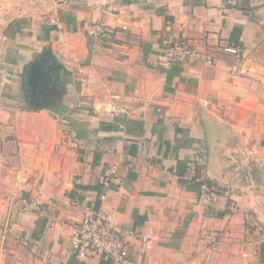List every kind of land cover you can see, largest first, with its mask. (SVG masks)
I'll use <instances>...</instances> for the list:
<instances>
[{"label": "crops", "instance_id": "obj_1", "mask_svg": "<svg viewBox=\"0 0 264 264\" xmlns=\"http://www.w3.org/2000/svg\"><path fill=\"white\" fill-rule=\"evenodd\" d=\"M0 38V264H110L67 250L92 214L144 264H264V0H0ZM177 41L198 59L165 65Z\"/></svg>", "mask_w": 264, "mask_h": 264}, {"label": "built area", "instance_id": "obj_2", "mask_svg": "<svg viewBox=\"0 0 264 264\" xmlns=\"http://www.w3.org/2000/svg\"><path fill=\"white\" fill-rule=\"evenodd\" d=\"M95 43H100L105 34V27L101 22L90 26L87 31ZM165 65L184 64L195 62L198 54L187 43L177 41L169 43L164 52ZM218 200L217 188L209 183H203L200 188L199 204L203 207H211ZM19 213L34 212L39 216H46L35 201L18 199ZM69 231L67 250L77 260L96 255L107 259L110 264H144L143 257L146 255L148 241L139 238L137 245L131 248L127 240L132 233H123L112 228L104 218L92 214L85 216L78 222L65 224Z\"/></svg>", "mask_w": 264, "mask_h": 264}, {"label": "flooded vegetation", "instance_id": "obj_3", "mask_svg": "<svg viewBox=\"0 0 264 264\" xmlns=\"http://www.w3.org/2000/svg\"><path fill=\"white\" fill-rule=\"evenodd\" d=\"M45 59L42 61V65H45L46 63ZM32 71L29 72V76L31 75ZM46 72L43 71V74H41L39 77H37L34 82L35 86H31L28 84L27 89H26V97L28 101L32 105H36L41 101L42 95H43V90H45L46 85L48 82H50V76L48 74H45ZM30 82V79H28Z\"/></svg>", "mask_w": 264, "mask_h": 264}, {"label": "rangeland", "instance_id": "obj_4", "mask_svg": "<svg viewBox=\"0 0 264 264\" xmlns=\"http://www.w3.org/2000/svg\"><path fill=\"white\" fill-rule=\"evenodd\" d=\"M0 44H2V39L0 38ZM191 264H240L237 261H232L229 258H225L224 256H216L212 254L209 256V258L202 260V261H196Z\"/></svg>", "mask_w": 264, "mask_h": 264}, {"label": "water", "instance_id": "obj_5", "mask_svg": "<svg viewBox=\"0 0 264 264\" xmlns=\"http://www.w3.org/2000/svg\"><path fill=\"white\" fill-rule=\"evenodd\" d=\"M39 64H40V61H36L30 65L28 70L32 71V74L30 76L28 75V77L26 78V86H28V84H30L31 86H35L34 80L41 75ZM47 69L51 70V67H47ZM28 79H30V82L28 81Z\"/></svg>", "mask_w": 264, "mask_h": 264}, {"label": "trees", "instance_id": "obj_6", "mask_svg": "<svg viewBox=\"0 0 264 264\" xmlns=\"http://www.w3.org/2000/svg\"><path fill=\"white\" fill-rule=\"evenodd\" d=\"M210 184V183H209Z\"/></svg>", "mask_w": 264, "mask_h": 264}]
</instances>
